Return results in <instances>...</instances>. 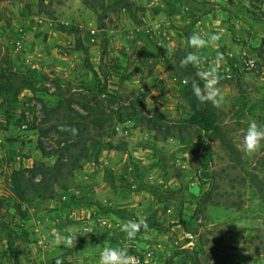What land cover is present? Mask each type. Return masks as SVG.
I'll list each match as a JSON object with an SVG mask.
<instances>
[{
    "label": "rangeland",
    "instance_id": "rangeland-1",
    "mask_svg": "<svg viewBox=\"0 0 264 264\" xmlns=\"http://www.w3.org/2000/svg\"><path fill=\"white\" fill-rule=\"evenodd\" d=\"M194 34L216 39L196 49ZM189 52L198 66L181 67ZM209 65L223 101L210 103L220 133L205 136L186 121ZM2 69L36 88L0 97V264H14L4 224L18 235V264H98L117 245L137 264H264V146L251 156L236 147L249 121L264 124V0H0ZM93 70L114 99L98 94ZM46 108H58L48 125ZM79 114L102 129L88 156L66 188L20 202L15 173L40 182L24 170L54 165L41 148L79 138ZM137 218L159 227L127 240L120 225ZM67 234L74 246L52 243Z\"/></svg>",
    "mask_w": 264,
    "mask_h": 264
},
{
    "label": "trees",
    "instance_id": "trees-1",
    "mask_svg": "<svg viewBox=\"0 0 264 264\" xmlns=\"http://www.w3.org/2000/svg\"><path fill=\"white\" fill-rule=\"evenodd\" d=\"M114 5H119L118 2H115ZM100 29L104 28V24H100ZM106 52L105 46L103 49V53ZM94 71V70H93ZM94 75L97 78V82L102 84V89L98 92L99 95L105 96L109 99H114L115 96L110 94L106 90V82L99 79L98 73L94 71ZM26 87L31 92L35 91L36 84L34 78L31 76H27L25 74H18L8 72L4 69L0 71V97H7V98H15L18 95L19 89L21 87ZM190 106L192 108V113L186 123L189 126L195 127L200 133L204 134L205 136H210L211 134H219L221 128L218 124L217 114L214 112L213 107L211 106L210 102L200 103L193 94L189 96ZM84 110L90 109L87 108L88 106H84L81 104ZM133 114H135L134 106L131 108ZM58 108H46L45 109V116L46 120L45 124L48 125L51 123V116L52 114H57ZM80 115V114H79ZM137 115V114H135ZM85 119L82 127H79L80 130V137L74 138L73 140L69 141L68 143L64 144L63 146H59V148L53 150L51 153L46 152L44 148H41V152L48 156L55 157V163L52 166H48L43 162H34L32 168L24 170L29 172L31 176L41 175V181L35 184L26 185L24 181H21L20 177L22 176L21 172H16L13 178V193L16 198L23 202L25 200H29L32 197H41L43 194L47 193L52 185L57 184L61 188H66L67 182L73 176L75 170L80 167V162L88 156V145L89 141H93L95 138V134L102 131V129H93L89 126L90 122H87V116H82ZM77 123L76 119L65 115L64 125H71L72 123ZM59 123V122H58ZM141 125H145L144 121H139ZM53 126L55 124H51ZM151 129L158 132L159 129L152 128L149 123ZM39 131L41 134H45V131L48 130L47 128H34ZM95 141V140H94ZM211 198V191L207 190L202 194L199 198V203L202 202H209ZM199 209L197 208L194 213H198ZM151 222V221H150ZM147 222V229L141 228L139 232L143 233L147 231L149 228H157L159 227L156 223ZM181 223H184L183 221ZM6 230V241H7V250L10 260L14 264H18V254H17V241L18 235L14 229L9 228L7 225L4 224L3 226ZM194 264H200L197 260L194 261Z\"/></svg>",
    "mask_w": 264,
    "mask_h": 264
},
{
    "label": "clouds",
    "instance_id": "clouds-1",
    "mask_svg": "<svg viewBox=\"0 0 264 264\" xmlns=\"http://www.w3.org/2000/svg\"><path fill=\"white\" fill-rule=\"evenodd\" d=\"M216 37H210L209 40L203 39L199 34H194L188 38L189 47L196 49L207 46ZM171 49H167L170 52ZM199 57L195 52H189L180 61L181 67H186L191 64L198 66ZM196 76L203 81V88L197 81L192 82V93L196 100L200 103L210 102L214 107H219L223 101V95L220 89L216 86L219 82V75L215 65H209L206 70H197ZM75 133L76 129H72ZM239 142L236 144L237 149L242 150L246 156H251L258 152L264 146V124H258L251 120L247 127L237 133ZM148 225L145 219L137 218L136 220H128L120 225V230L125 234L127 240H132L136 237L137 232L141 229H147ZM91 233V229L88 230ZM76 236L67 234L57 237L52 243L56 246H74ZM55 264H62L60 258H56ZM98 264H137V261L132 257L127 247L117 245L115 247L106 246L102 249L98 257Z\"/></svg>",
    "mask_w": 264,
    "mask_h": 264
}]
</instances>
